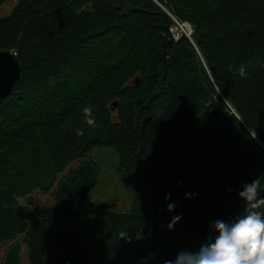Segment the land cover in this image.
<instances>
[{"label": "trees", "instance_id": "16d2710c", "mask_svg": "<svg viewBox=\"0 0 264 264\" xmlns=\"http://www.w3.org/2000/svg\"><path fill=\"white\" fill-rule=\"evenodd\" d=\"M0 51L21 67L0 101V246L22 237L30 264H98L93 249L101 264H164L241 214L238 193L264 176V0H18ZM97 147L119 155L130 212L86 210L96 162L57 184L59 207L18 205ZM3 264H22L18 244Z\"/></svg>", "mask_w": 264, "mask_h": 264}, {"label": "clouds", "instance_id": "9594fccd", "mask_svg": "<svg viewBox=\"0 0 264 264\" xmlns=\"http://www.w3.org/2000/svg\"><path fill=\"white\" fill-rule=\"evenodd\" d=\"M229 71L232 66L229 65ZM242 78H247L246 65L237 69ZM85 122L95 127V117L92 109L85 107ZM78 136L83 135L82 130H77ZM252 139L256 133H251ZM264 176L245 183L243 189L238 193L244 201V210L231 222L216 220L210 225L215 235H209L200 244L197 250H183L176 254L174 259H169L164 264H264ZM173 206H169L172 211ZM181 217L176 216L168 225L172 230L175 223ZM136 238H142V228L137 231ZM123 239L128 243L132 237L127 231L119 232V240Z\"/></svg>", "mask_w": 264, "mask_h": 264}, {"label": "rangeland", "instance_id": "374dc122", "mask_svg": "<svg viewBox=\"0 0 264 264\" xmlns=\"http://www.w3.org/2000/svg\"><path fill=\"white\" fill-rule=\"evenodd\" d=\"M17 3L18 0H7L0 7V18L10 16L14 8L17 6ZM180 23H187L190 25L188 22ZM82 55H84V51L81 50L80 52L75 53V55H72L71 60H73L74 64L78 65L80 63V59L77 57L82 59ZM41 89H43V87ZM119 160V155L114 150L97 147L92 150L87 158L70 164L66 170L58 176L56 185L50 191L41 192L36 190L28 197L18 198L17 203L20 206L30 207L32 210L39 207H59L60 204H58L55 200L57 184H59V182H61L66 175L81 166L83 163L96 162L101 173L96 187L91 191L87 198L86 210L128 213L133 207L136 193L117 174ZM96 226H99V224H96L95 226L91 225L90 227H93L94 230V227ZM14 244H18L21 249L22 264H30L28 250L22 242V237H18L15 242H9L0 246V264L5 262L7 253ZM89 252L93 253V255L96 254L98 264H101L99 261L104 262L102 255H98V251L96 249ZM69 264L75 263L70 262Z\"/></svg>", "mask_w": 264, "mask_h": 264}, {"label": "water", "instance_id": "95a60500", "mask_svg": "<svg viewBox=\"0 0 264 264\" xmlns=\"http://www.w3.org/2000/svg\"><path fill=\"white\" fill-rule=\"evenodd\" d=\"M20 77L21 67L15 55L9 51H0V101L9 97ZM212 114L215 119L221 116L217 109Z\"/></svg>", "mask_w": 264, "mask_h": 264}, {"label": "built area", "instance_id": "2783aa9c", "mask_svg": "<svg viewBox=\"0 0 264 264\" xmlns=\"http://www.w3.org/2000/svg\"><path fill=\"white\" fill-rule=\"evenodd\" d=\"M176 26L171 28L170 33L173 35L175 40H179L181 36H186L188 39L191 40L193 29L187 23H180L177 20H174Z\"/></svg>", "mask_w": 264, "mask_h": 264}]
</instances>
